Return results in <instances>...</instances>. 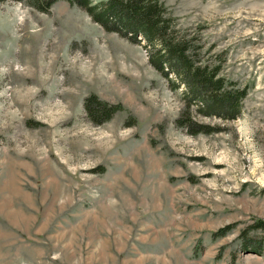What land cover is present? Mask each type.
Returning a JSON list of instances; mask_svg holds the SVG:
<instances>
[{"label":"rangeland","instance_id":"obj_1","mask_svg":"<svg viewBox=\"0 0 264 264\" xmlns=\"http://www.w3.org/2000/svg\"><path fill=\"white\" fill-rule=\"evenodd\" d=\"M161 1L248 89L235 120L192 105L222 131L177 125L188 88L141 37L0 1V264H264V0ZM90 95L118 110L93 122Z\"/></svg>","mask_w":264,"mask_h":264},{"label":"trees","instance_id":"obj_2","mask_svg":"<svg viewBox=\"0 0 264 264\" xmlns=\"http://www.w3.org/2000/svg\"><path fill=\"white\" fill-rule=\"evenodd\" d=\"M17 1L28 2L42 12H49L59 0ZM67 1L85 10L95 22L108 31L119 32L133 42H140L138 37H141V40H145L146 46L150 48L152 65L165 76L173 73L180 78L181 82L171 81L172 87L184 84L188 88V91L184 93L187 113L181 114L177 119L178 126L192 134L223 130L221 127L197 123L191 117L192 105L195 104L199 112L204 115H215L227 120H235L240 116L242 102L248 93L247 87H240L237 81H229L221 74L222 61L218 60V63L212 65L199 63L198 54L201 47H197L194 38H188L185 33L175 27L174 18L161 0ZM204 96L207 99H204ZM84 106L95 123L108 120L119 107L109 106L95 95L88 96ZM255 227L264 231V221H258ZM220 232L225 233L226 229ZM249 246L245 240L243 248L246 249ZM258 246L250 247L257 252H262Z\"/></svg>","mask_w":264,"mask_h":264}]
</instances>
